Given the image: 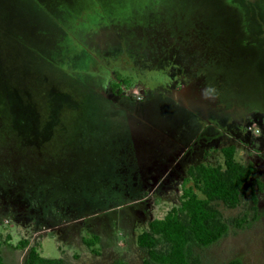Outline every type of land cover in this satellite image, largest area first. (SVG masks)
<instances>
[{
    "label": "rangeland",
    "instance_id": "374dc122",
    "mask_svg": "<svg viewBox=\"0 0 264 264\" xmlns=\"http://www.w3.org/2000/svg\"><path fill=\"white\" fill-rule=\"evenodd\" d=\"M118 74L133 81L112 93ZM189 79L197 108L173 92ZM145 80L147 108L133 101ZM230 144L256 171L238 206L217 207L245 222L194 252L264 264V0H0L6 264L30 246L68 264H143L137 234L178 203L188 166L222 163Z\"/></svg>",
    "mask_w": 264,
    "mask_h": 264
},
{
    "label": "trees",
    "instance_id": "16d2710c",
    "mask_svg": "<svg viewBox=\"0 0 264 264\" xmlns=\"http://www.w3.org/2000/svg\"><path fill=\"white\" fill-rule=\"evenodd\" d=\"M67 72L69 80L84 83L79 70ZM122 75V76H121ZM133 81L132 76L123 74L112 79L113 90L124 82ZM233 144L221 147L223 162L208 164L199 162L188 166L182 180L181 194L177 204L172 205L162 217L148 221L145 229L136 237L139 247L145 249L143 264H199L194 248H202L224 236L230 225L239 227L245 220H227L218 209L217 203L228 208L240 204L244 185L255 173V165L236 157ZM258 187L262 184L257 181ZM253 200H256L252 196ZM94 239H83L87 245ZM19 248L28 246V241L19 240ZM94 252L95 249L92 248ZM0 264H6L0 249ZM24 264H68L63 258L43 257L35 246L28 248Z\"/></svg>",
    "mask_w": 264,
    "mask_h": 264
},
{
    "label": "flooded vegetation",
    "instance_id": "af4514ba",
    "mask_svg": "<svg viewBox=\"0 0 264 264\" xmlns=\"http://www.w3.org/2000/svg\"><path fill=\"white\" fill-rule=\"evenodd\" d=\"M119 75V74H118ZM116 77H118V76H114V78H116ZM155 80L154 81H156V82H158L159 84H161V82H162V80H161V78L159 77V76H155V78H154ZM182 80V77L179 79H177V80H175V82H179V81H181ZM112 81V80H111ZM111 81L109 82V90H110V92H112V93H115L117 90H113V89H111L110 87H111ZM138 82H140V84H142V88H143V93H142V96L140 97V98H138V99H134L133 101H135V103L136 104H140V105H143V106H146L148 103H150V102H152L153 104L155 103V102H157L156 100H155V98H152L153 96H148L149 95V92H151L150 91V89L152 88L150 85H151V82L149 81V80H145V81H138ZM191 81H190V79H189V81H187V83H185V84H180L181 86H177L176 85V87H179L177 90H173V92H175L174 94H176V92L177 91H180V90H182L183 88H185V87H190V83ZM181 83V82H180ZM123 84V83H122ZM170 88V87H166L164 84H163V87H161V88ZM195 89L194 88H192L190 91H189V94H192V96H194V98H195V96H196V93H195V91H194ZM192 92V93H191ZM176 98H177V101L178 102H180V103H183V101H182V99H181V97L180 96H178V95H176ZM119 99H121V98H119ZM152 105V104H151ZM146 108H147V106H146ZM253 110H251V112H252ZM245 127H246V125H245ZM245 127H242L241 129H239L241 132H244V129H245ZM249 127V126H248ZM237 128H239V127H237ZM245 133V132H244Z\"/></svg>",
    "mask_w": 264,
    "mask_h": 264
},
{
    "label": "water",
    "instance_id": "95a60500",
    "mask_svg": "<svg viewBox=\"0 0 264 264\" xmlns=\"http://www.w3.org/2000/svg\"><path fill=\"white\" fill-rule=\"evenodd\" d=\"M191 89H192L191 86H190V87H185V88H183L182 90L177 91L176 94H177L178 96H181V97L183 98V100L185 101V102H184V105H186V106L190 105V104L187 103V101L191 100L192 105H190V106H192V107H190V108H197L198 103L200 102L199 98L196 99V98H192V97H191V99H189V100H187V98H186V97H188L187 95L189 94V91H190ZM186 94H187V95H186Z\"/></svg>",
    "mask_w": 264,
    "mask_h": 264
}]
</instances>
